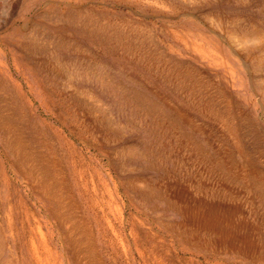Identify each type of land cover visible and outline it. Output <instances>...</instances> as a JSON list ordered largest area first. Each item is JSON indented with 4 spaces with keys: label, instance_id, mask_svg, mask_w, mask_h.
Listing matches in <instances>:
<instances>
[{
    "label": "rangeland",
    "instance_id": "374dc122",
    "mask_svg": "<svg viewBox=\"0 0 264 264\" xmlns=\"http://www.w3.org/2000/svg\"><path fill=\"white\" fill-rule=\"evenodd\" d=\"M25 39L47 62L41 84L14 64ZM262 52L264 0H0V80L17 84L0 95L34 149L48 139L63 164L76 155L106 233L83 200L51 216L0 148V264H35L30 238L40 264L44 249L68 264L66 233L84 250L79 264H264Z\"/></svg>",
    "mask_w": 264,
    "mask_h": 264
},
{
    "label": "bare ground",
    "instance_id": "6f19581e",
    "mask_svg": "<svg viewBox=\"0 0 264 264\" xmlns=\"http://www.w3.org/2000/svg\"><path fill=\"white\" fill-rule=\"evenodd\" d=\"M55 12V11H54ZM79 14V13H78ZM82 14V13H81ZM85 14V13H84ZM83 14V15H84ZM89 14V13H88ZM67 15V14H66ZM52 16V15H51ZM81 16V15H80ZM86 16V15H85ZM90 16V15H89ZM50 17V16H49ZM79 16H77L78 18ZM84 17V16H83ZM91 17V16H90ZM218 17V16H217ZM48 18V16H47ZM71 18V17H68ZM80 18V17H79ZM219 18V17H218ZM50 19V18H49ZM67 19V18H66ZM76 19V18H75ZM87 19V17H86ZM90 19V18H89ZM55 20V17H54ZM83 20V18H82ZM85 20V19H84ZM92 20V19H91ZM114 20V19H113ZM74 22V21H73ZM76 22V21H75ZM85 22V21H84ZM77 23V22H76ZM70 23H68L69 25ZM80 24V22H79ZM85 24V23H84ZM130 24V23H129ZM43 25V24H42ZM86 25V24H85ZM26 26V25H25ZM70 26V25H69ZM77 26V25H75ZM82 26V25H81ZM80 26V27H81ZM88 26V25H87ZM92 26V25H91ZM90 26V27H91ZM40 27V26H39ZM38 27V28H39ZM84 27V26H82ZM89 27V28H90ZM113 27V26H112ZM260 27V26H259ZM5 28V27H4ZM28 28V27H27ZM36 28V27H35ZM46 28V27H45ZM97 29V27H95ZM94 28V29H95ZM99 28V26H98ZM103 28V27H102ZM107 28V27H105ZM43 29V28H42ZM76 29V28H75ZM80 29V28H79ZM78 29V30H79ZM85 31L86 28L84 27ZM95 29V30H96ZM252 29V28H251ZM28 30V29H27ZM26 30V31H27ZM34 30V29H33ZM36 30V29H35ZM94 30V31H95ZM104 30V29H103ZM112 30V29H111ZM110 30V31H111ZM63 31V30H62ZM83 31V30H82ZM97 31V30H96ZM106 31V30H104ZM114 31V30H113ZM111 31V32H113ZM120 31V30H119ZM20 32V31H19ZM28 32V31H27ZM38 32V31H37ZM101 32V30H100ZM99 32V33H100ZM109 32V31H108ZM116 32V31H114ZM21 33V32H20ZM40 33V31H39ZM43 33V32H41ZM51 34L53 32H50ZM82 33V32H81ZM92 33V32H90ZM88 33V34H90ZM95 33V32H94ZM103 35L106 32H101ZM122 33V32H121ZM218 33V32H217ZM18 34V33H17ZM50 34V36H52ZM58 34V33H57ZM69 34V33H68ZM254 34V33H253ZM257 34V33H256ZM48 35V33H47ZM55 35V34H54ZM72 34H69V36ZM86 35V34H85ZM84 35V36H85ZM102 35V37H103ZM111 35V34H110ZM108 35V36H110ZM141 35V34H140ZM28 36V35H27ZM26 36V37H27ZM75 36V35H74ZM73 36V37H74ZM80 36V35H79ZM87 36V35H86ZM116 36V33L114 35V37ZM247 36V35H246ZM25 37V38H26ZM43 37V36H42ZM53 38H55L54 36H52ZM51 37V38H52ZM117 37V36H116ZM202 37V36H201ZM222 37V36H221ZM256 37V36H255ZM49 38V37H48ZM50 38V39H51ZM68 38V36H67ZM91 38V36L89 37ZM97 38V37H96ZM100 38V37H99ZM193 38V37H192ZM204 38V37H203ZM206 38V37H205ZM6 39V38H5ZM43 39V38H42ZM45 39V37H44ZM57 39V38H56ZM98 39V38H97ZM101 39V38H100ZM106 39H108L106 37ZM112 39V38H111ZM142 39V38H141ZM230 39V38H229ZM239 39V38H237ZM236 39V40H237ZM243 39V38H242ZM27 39H25V41H17L14 43L15 46V52L13 53L14 55V64L16 66L17 69H19L23 75L26 74V72H30L34 75L35 81L37 84H41V81L38 79V77H36V73H37V69L39 67L44 68V66H46L47 62L44 64L45 60H41V61H37L35 60V55L37 54L36 52V48L34 49L28 42L26 41ZM196 40V39H195ZM231 40V39H230ZM251 40V39H250ZM255 40V39H254ZM253 40V42H254ZM41 41V39L39 40ZM47 41V40H46ZM67 41V40H66ZM72 41V40H69ZM100 41V40H99ZM113 40L110 41V43ZM205 41V40H204ZM208 41V40H207ZM210 41V40H209ZM235 41V40H234ZM247 41L249 43V40L247 38ZM260 41V40H259ZM36 42V40L34 41ZM33 42V44H34ZM51 42V41H50ZM49 42V43H50ZM119 42V41H118ZM130 42V41H129ZM230 42V41H229ZM66 43V42H65ZM102 43V41L100 42ZM113 43V42H112ZM111 43V44H112ZM123 43V42H122ZM200 43V42H199ZM256 43V42H255ZM38 44V43H37ZM61 44V42H60ZM109 44V43H108ZM115 44V42H114ZM195 44V43H194ZM202 44V43H201ZM228 44V43H227ZM245 44V43H244ZM45 45V44H44ZM110 45V44H109ZM113 45V44H112ZM122 45V44H121ZM196 45V44H195ZM231 45V44H230ZM229 45V46H230ZM234 45V44H233ZM236 45V42H235ZM10 47V44L8 45ZM35 46V45H34ZM37 46V45H36ZM76 46V45H75ZM117 46V45H116ZM198 46V45H197ZM208 46V45H207ZM238 46V45H237ZM243 46V45H242ZM40 47V46H39ZM38 47V48H39ZM49 47V46H48ZM47 47V48H48ZM61 47V46H58ZM65 47V46H64ZM111 47V46H110ZM114 47V45H113ZM240 47V46H239ZM245 47V46H244ZM41 48V47H40ZM63 48V46H62ZM127 48V47H126ZM202 48V47H201ZM204 48V47H203ZM202 48V49H203ZM209 48V47H208ZM235 48V47H234ZM238 48V47H236ZM242 48V47H241ZM42 49V48H41ZM57 49V48H56ZM71 48H69L70 50ZM112 49V48H111ZM116 49V48H114ZM252 49V48H251ZM44 50V49H43ZM117 50V49H116ZM237 49H235L234 51H236ZM47 51H49L47 49ZM52 51V49H51ZM56 51V50H55ZM113 51V50H112ZM214 51V50H213ZM244 51V50H243ZM41 52V51H40ZM43 52V51H42ZM46 52V51H45ZM89 52V51H88ZM238 52V51H236ZM242 52V51H241ZM87 53V52H85ZM130 53V52H129ZM216 53V52H215ZM244 53V52H243ZM259 53V52H258ZM264 53V52H262ZM8 54V53H7ZM44 54V52H43ZM48 54V53H47ZM51 54V53H50ZM96 54V53H95ZM217 54V53H216ZM41 55V54H40ZM39 55V56H40ZM92 55V53H91ZM163 55V54H162ZM48 56V55H47ZM87 56V55H86ZM89 56V55H88ZM152 56V55H151ZM13 57V56H12ZM240 57V56H239ZM263 57V56H262ZM60 58V57H59ZM138 58V57H137ZM144 58V57H142ZM8 59V58H7ZM54 59V58H53ZM63 59V58H62ZM68 59V58H67ZM90 61L91 59L88 58ZM263 59V58H262ZM47 60V59H46ZM264 60V59H263ZM53 62V60H50V62ZM140 61V60H139ZM172 61V60H171ZM83 62V61H82ZM81 62V63H82ZM170 62V61H169ZM176 62V61H175ZM174 62V64H175ZM36 63H38L39 65H36ZM181 63V62H180ZM51 64V63H50ZM85 65V63H83ZM82 64V65H83ZM55 65V64H54ZM177 65V64H176ZM6 66V65H5ZM180 66V64H179ZM184 66H186L184 64ZM189 66V65H188ZM3 67V64L0 63V68ZM58 67V66H57ZM172 67V66H171ZM175 67V66H174ZM181 67L182 63H181ZM180 67V68H181ZM191 67V66H190ZM260 67V66H259ZM4 68V67H3ZM176 68V67H175ZM195 69V68H194ZM18 70V71H19ZM88 70V69H87ZM45 71V70H44ZM43 71V72H44ZM64 71V70H61ZM96 71V70H95ZM94 71V72H95ZM187 71V70H186ZM197 71V70H196ZM41 72V71H40ZM65 72V71H64ZM91 72V71H90ZM47 73V72H45ZM56 73V72H55ZM86 73V72H85ZM1 74V73H0ZM54 74V73H53ZM67 74V73H66ZM87 74V73H86ZM185 74V73H184ZM85 75V74H84ZM191 75V74H190ZM12 76V75H11ZM41 76V75H40ZM44 76V74H43ZM186 76V74H185ZM66 77V76H65ZM97 77V76H96ZM181 77V76H180ZM184 77V76H183ZM194 77V76H193ZM260 77V76H259ZM12 78V77H11ZM25 78V77H24ZM56 78V77H55ZM190 78V77H189ZM261 78V77H260ZM264 78V77H263ZM8 79V78H7ZM41 79V78H40ZM45 79V78H44ZM54 79V78H53ZM56 80V79H55ZM106 80V79H105ZM191 80V79H190ZM43 81V80H42ZM62 81V79H61ZM184 81V80H183ZM24 82V81H23ZM47 83V82H46ZM45 83V84H46ZM64 82H62L63 84ZM105 83V82H104ZM43 84V83H42ZM262 84V83H261ZM21 85V83H20ZM47 85V84H46ZM109 85V84H108ZM14 86L17 87V84H15L14 82H12L9 78V80H0V89H5V90H10V88ZM32 86V85H31ZM45 87V86H44ZM52 87V86H51ZM185 87V86H184ZM21 88V87H20ZM23 88V87H22ZM33 88V87H32ZM50 88V87H49ZM65 89V88H63ZM69 89V88H68ZM71 89V88H70ZM74 89V88H73ZM17 90V89H16ZM66 90V89H65ZM18 91V90H17ZM54 91V90H52ZM56 91V90H55ZM264 91V90H263ZM21 93V92H20ZM23 93V91H22ZM3 95V94H2ZM17 95V94H16ZM44 95V94H43ZM79 95V94H78ZM137 95V94H136ZM5 96V95H4ZM8 96V95H7ZM20 96V94H19ZM41 96V95H40ZM76 96V95H75ZM83 96V95H82ZM12 97V96H11ZM18 97V96H17ZM16 97V98H17ZM23 97H25L23 95ZM138 98V96H136ZM78 98V97H77ZM146 98V97H145ZM20 99V98H19ZM24 99V98H23ZM22 99V100H23ZM26 99V98H25ZM74 99V98H73ZM76 99V98H75ZM140 99V98H139ZM143 99V98H142ZM137 100V99H136ZM141 100V99H140ZM10 98L9 97H2L0 95V148L2 150V152L5 155L6 158V162L8 163V166L10 168V170L13 172V174H15L17 176V178H21L24 181L27 182V184H31V183H36L37 185L33 188L34 189V195L35 198H37L38 200H40L39 202L42 203L43 208L45 211H47L48 213H50L51 216H54L55 218H57L58 220L60 219L61 214L59 213L63 204H64V200L65 199H71V200H76V201H82L84 203H86L88 205V209L85 211L86 214H88L89 212H92L93 217L95 218V222L97 224V231H99L101 233L102 238L104 239L106 237V233H105V229L103 228L104 226V216L103 214H101V212L99 211V208H101V204L98 203L100 202L98 200V194L96 193V190H88L89 188L87 187V182L84 183L85 179L83 178V173L84 168L83 166L80 165V167H76L75 165V160H76V155H71V159H66L67 162L63 161L55 156L57 150L56 147L55 149L53 147H50L48 139H38L35 141L36 144L40 145L41 148L39 150L34 149L32 147V145L30 143L33 142V140H35V135L33 133L32 134V138L30 137V135L28 136L26 133L22 132V123H23V119H19L18 117V113L17 111L11 109V107L8 105L10 104ZM28 101V100H27ZM60 101V100H59ZM74 101V100H73ZM144 101V100H143ZM152 101V100H151ZM50 102V101H49ZM63 103V102H62ZM78 103V101L76 102ZM144 103V102H142ZM151 103V102H150ZM156 103V102H155ZM26 104V103H25ZM73 104V103H72ZM81 104V103H80ZM157 104V103H156ZM11 105V104H10ZM62 105V104H61ZM64 105V104H63ZM75 105V104H74ZM79 105V104H77ZM153 105V104H152ZM24 106V105H22ZM29 106V104H28ZM66 107V106H65ZM82 107V106H81ZM152 107V106H151ZM153 108V107H152ZM11 109V110H10ZM57 109V108H56ZM80 109V107H79ZM90 109V108H89ZM55 110V109H54ZM67 110V109H66ZM70 110V109H69ZM72 111V110H71ZM31 112V111H30ZM58 112V111H57ZM65 112V111H64ZM214 112V111H213ZM96 113V112H95ZM94 113V114H95ZM213 114V113H212ZM27 115V114H26ZM96 115V114H95ZM215 115V114H214ZM218 115V114H217ZM216 115V116H217ZM29 116V115H28ZM62 116V115H61ZM99 116V115H98ZM91 117V115H90ZM93 117V116H92ZM32 118V117H31ZM34 118V116H33ZM36 118V116H35ZM60 118V117H59ZM33 120V119H32ZM59 120V119H58ZM61 120V124L63 125H67V122L64 118H60ZM41 121V120H40ZM38 122V121H37ZM42 122V121H41ZM45 122V121H44ZM93 122V121H92ZM26 124V123H25ZM28 124V123H27ZM31 125V124H30ZM49 126V124H48ZM102 126V125H101ZM109 126V125H108ZM47 127V126H46ZM51 127V126H50ZM36 131H38V128H34ZM53 129V128H52ZM50 129V131L52 130ZM257 130V129H256ZM34 131V132H36ZM55 131V130H54ZM53 131V132H54ZM28 132V131H27ZM52 132V133H53ZM56 132V131H55ZM109 132V131H108ZM257 132L259 133L258 136L260 137V134L262 132H260V130H257ZM49 133V132H48ZM58 132H56L55 134H57ZM51 134V133H50ZM37 135V134H36ZM54 135V134H53ZM60 135V134H59ZM45 136V135H44ZM58 136V135H57ZM63 136V135H62ZM262 137V135H261ZM260 137V138H261ZM48 138V137H47ZM63 138V137H62ZM58 139V138H57ZM61 140V139H60ZM64 140V139H63ZM32 141V142H31ZM66 141V139L64 140ZM30 142V143H29ZM60 144V143H59ZM66 144V143H65ZM55 145V144H54ZM70 145V144H69ZM72 146V145H71ZM63 148H65L63 146ZM46 150V151H45ZM66 150V149H65ZM70 150V149H68ZM51 153H49V152ZM56 151V152H55ZM68 152V151H67ZM74 152V151H73ZM72 152V153H73ZM65 153V151H64ZM55 154V155H53ZM58 154V152H57ZM75 154V152H74ZM59 155V154H58ZM61 155V154H60ZM78 155V154H77ZM63 157V156H62ZM61 157V159H62ZM66 157V156H65ZM80 158V157H78ZM79 160V159H78ZM77 160V161H78ZM68 164H71V168L68 166ZM2 168V166H0ZM73 167V170H72ZM64 170L66 175L68 174L69 180H73L72 182L69 181L70 185L69 188L71 189L70 192L69 190L65 191L68 196H65L64 191L62 190L63 183H60L62 181H59L61 179L60 174L63 175ZM0 171H3L2 169H0ZM72 172V175H70V173ZM4 174V173H3ZM58 175V176H57ZM67 175V176H68ZM60 178V179H59ZM65 178V177H64ZM67 178V179H68ZM11 178L8 176V174L5 172V175H3V185H10L11 184ZM67 183V182H66ZM65 183V184H66ZM74 183V184H73ZM2 184V181H0V185ZM64 184V185H65ZM68 184V183H67ZM34 186V185H33ZM31 187V186H30ZM68 187V186H67ZM68 188V189H69ZM31 189V190H33ZM76 191V192H75ZM93 191V192H92ZM32 192V191H31ZM63 192V193H61ZM33 193V192H32ZM102 194V193H101ZM70 200V201H71ZM80 201V202H81ZM13 202V201H12ZM73 203V201H71ZM74 205L76 203H73ZM12 208V207H11ZM14 208V207H13ZM12 210V209H11ZM15 213V212H14ZM12 214V213H11ZM16 214V213H15ZM84 214V216L86 215ZM90 214V213H89ZM14 217V216H12ZM11 217V218H12ZM87 219L90 217H86ZM14 220V219H12ZM92 221V220H90ZM7 222V221H6ZM88 222V221H87ZM62 223V221H61ZM3 225V224H2ZM12 225V224H11ZM62 225V224H61ZM89 227V226H88ZM11 228V227H10ZM25 229V228H24ZM60 229V228H59ZM62 229V227H61ZM83 234L85 235H91L92 232L87 228H85L83 230ZM63 235L65 234V232H62ZM34 237V236H33ZM60 237V236H59ZM62 238V245L64 247V250L67 251L66 254H68V264H79L76 261V257H78L80 254H82V252L84 251L83 248H81L78 244L77 241L74 239V237H72L69 233H66L65 236L61 237ZM102 239V240H103ZM101 241V240H100ZM43 242V236L41 238V243ZM28 245V254L31 257L30 261L34 260L35 264H40L41 262L39 261V258L37 257L36 254V248H35V244L33 241V238H30L28 240V242L26 243ZM99 246V245H98ZM86 250L88 251V253L90 254V256L95 257V250L93 248V244L92 242H88V246L86 248ZM64 252V251H63ZM43 253H47L46 256L45 254H43L48 262V264H52L49 260V253L46 251V249H44ZM65 253V252H64ZM67 256V255H66ZM97 256V255H96ZM95 260V259H94ZM31 264V263H30Z\"/></svg>",
    "mask_w": 264,
    "mask_h": 264
}]
</instances>
